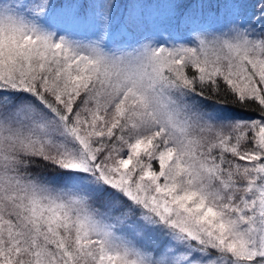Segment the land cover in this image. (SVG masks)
Returning <instances> with one entry per match:
<instances>
[{
	"label": "snow or ice",
	"instance_id": "snow-or-ice-1",
	"mask_svg": "<svg viewBox=\"0 0 264 264\" xmlns=\"http://www.w3.org/2000/svg\"><path fill=\"white\" fill-rule=\"evenodd\" d=\"M0 264H264V0H0Z\"/></svg>",
	"mask_w": 264,
	"mask_h": 264
}]
</instances>
